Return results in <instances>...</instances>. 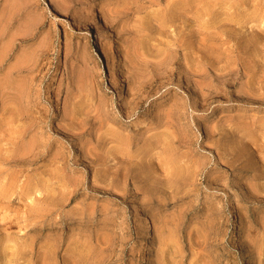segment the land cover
<instances>
[{"label":"rangeland","instance_id":"rangeland-1","mask_svg":"<svg viewBox=\"0 0 264 264\" xmlns=\"http://www.w3.org/2000/svg\"><path fill=\"white\" fill-rule=\"evenodd\" d=\"M0 264H264V0H0Z\"/></svg>","mask_w":264,"mask_h":264},{"label":"bare ground","instance_id":"bare-ground-1","mask_svg":"<svg viewBox=\"0 0 264 264\" xmlns=\"http://www.w3.org/2000/svg\"><path fill=\"white\" fill-rule=\"evenodd\" d=\"M91 14H92L93 16H97V12H96V10L93 9V10L91 11ZM143 125H144V121H139V122L137 123V128H141Z\"/></svg>","mask_w":264,"mask_h":264}]
</instances>
